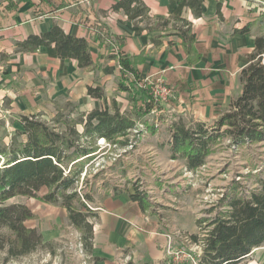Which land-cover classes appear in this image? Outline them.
Returning <instances> with one entry per match:
<instances>
[{
	"label": "crops",
	"instance_id": "obj_1",
	"mask_svg": "<svg viewBox=\"0 0 264 264\" xmlns=\"http://www.w3.org/2000/svg\"><path fill=\"white\" fill-rule=\"evenodd\" d=\"M119 1L0 2V113L36 115L53 111L63 101L76 104L83 113L113 109L114 103L121 112L127 111L129 97L119 91L120 66L112 57L117 49L130 57L142 56L144 61L135 65L142 83L154 87L164 82L173 90L166 107L174 120L209 123L227 112L241 94L240 76L249 64L255 38L264 34V0H205L201 18L193 15L187 0H142L152 22L176 16L192 24L200 55L194 65L187 62L174 31L146 30V23L132 22L123 11L112 10ZM54 26L88 41L95 69L60 59L55 45L34 53L16 51L17 43ZM243 30L247 32L240 33ZM89 87L101 88L104 97H90ZM165 148L171 153V134ZM133 193L127 189L93 196L98 215L91 254L98 261L93 264H197L195 254L179 255L190 239L184 235V224L169 226L158 215L143 211L131 199Z\"/></svg>",
	"mask_w": 264,
	"mask_h": 264
},
{
	"label": "trees",
	"instance_id": "obj_2",
	"mask_svg": "<svg viewBox=\"0 0 264 264\" xmlns=\"http://www.w3.org/2000/svg\"><path fill=\"white\" fill-rule=\"evenodd\" d=\"M204 2L187 0V7L196 18L202 17ZM112 10L123 11L132 22L146 23L150 32L174 31L189 65L200 60L192 24L187 20L172 16L152 22L142 0H121ZM50 45H55L60 59L75 60L81 69H95L88 41L67 36L59 26L41 35H30L16 44V51L34 53ZM112 57L120 66L118 88L128 94L129 111L121 112L116 103L113 111L107 106L76 114L72 109L66 115L58 113L52 124L42 122L40 114L21 116V130H17L10 144H0V252L5 254V262L48 246L38 228L26 226L35 218L30 208L21 203L7 205L19 196L65 209L69 225L80 234L84 250L91 257L98 215L88 207L94 202L93 196L82 194L79 184L87 178L91 163L101 157L98 142L104 140L115 149H136L144 134L142 126L151 135L157 133V125L145 117L163 108L153 96V86L142 83L135 68L144 61L142 56L130 57L117 49ZM248 60L240 76L241 94L213 125L182 117L171 120L172 158L183 160L188 172L202 168L224 140L234 149L264 142V35L255 38ZM88 95L102 99L104 91L89 87ZM258 183L257 188L247 190L233 182L208 211L213 212V217L198 221L203 233L189 236L191 243L201 247L197 264H245L252 252L264 245V177ZM43 189L47 192L40 196ZM131 199L143 211L152 210L147 192L139 187Z\"/></svg>",
	"mask_w": 264,
	"mask_h": 264
},
{
	"label": "rangeland",
	"instance_id": "obj_3",
	"mask_svg": "<svg viewBox=\"0 0 264 264\" xmlns=\"http://www.w3.org/2000/svg\"><path fill=\"white\" fill-rule=\"evenodd\" d=\"M2 1L7 0H0ZM261 12L264 14V11ZM262 29L263 34L264 26ZM168 104L169 102L161 106L158 103L163 110H154L155 112L145 117L150 124H156L158 130L155 135H151L142 126L144 134L136 149H115L102 140L99 141L101 157L94 160L86 170L88 175L84 181L81 179L79 191L98 196L105 191L116 194L128 189L134 192L139 187L147 192L152 208L149 214L158 215L169 226L183 223L184 235L189 239L191 234L203 233L198 221L213 217V212L208 211L213 209L233 182H239L247 190L258 187L259 179L264 177V142L234 149L228 147L229 142L224 140L217 151L207 158L202 168L197 172H188L185 162L181 159L174 160L170 151L165 148L170 137L169 124L173 120L166 107ZM75 105L60 102L58 108L41 113L39 119L52 124L58 113L66 115L72 109L76 114L83 113ZM129 110L130 108L127 111ZM19 121L20 116L0 113V144H10L17 130H21ZM213 123L211 121L208 124ZM46 192L43 189L39 195ZM16 203L27 205L31 209L35 218L26 222V226L38 228L48 246L8 262L4 260L5 254L0 252V264H93V259L87 255L80 241V234L69 225L65 209L24 196L11 199L7 205ZM184 244L180 251L191 257L195 254V262H198L201 250H196V246L199 245H193L190 239ZM245 264H264V245L254 250Z\"/></svg>",
	"mask_w": 264,
	"mask_h": 264
},
{
	"label": "built area",
	"instance_id": "obj_4",
	"mask_svg": "<svg viewBox=\"0 0 264 264\" xmlns=\"http://www.w3.org/2000/svg\"><path fill=\"white\" fill-rule=\"evenodd\" d=\"M262 11H264V3L261 4ZM153 96L155 100L161 105L167 104L170 99L173 97V90L164 84V82H159L156 86L153 87ZM155 112V111H153ZM90 210L96 211L91 204H88ZM196 250H201V247L196 246ZM179 255H185L183 252H180Z\"/></svg>",
	"mask_w": 264,
	"mask_h": 264
},
{
	"label": "bare ground",
	"instance_id": "obj_5",
	"mask_svg": "<svg viewBox=\"0 0 264 264\" xmlns=\"http://www.w3.org/2000/svg\"><path fill=\"white\" fill-rule=\"evenodd\" d=\"M104 142V140H102Z\"/></svg>",
	"mask_w": 264,
	"mask_h": 264
}]
</instances>
